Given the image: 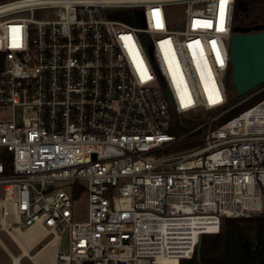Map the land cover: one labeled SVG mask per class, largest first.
<instances>
[{
    "label": "built area",
    "instance_id": "obj_1",
    "mask_svg": "<svg viewBox=\"0 0 264 264\" xmlns=\"http://www.w3.org/2000/svg\"><path fill=\"white\" fill-rule=\"evenodd\" d=\"M234 3L220 31L221 0H0V229L58 237L57 264H181L264 213V99L221 121L264 90L229 102Z\"/></svg>",
    "mask_w": 264,
    "mask_h": 264
},
{
    "label": "trees",
    "instance_id": "obj_2",
    "mask_svg": "<svg viewBox=\"0 0 264 264\" xmlns=\"http://www.w3.org/2000/svg\"><path fill=\"white\" fill-rule=\"evenodd\" d=\"M264 25V0H235L233 26L252 30ZM231 76L227 83L231 86ZM264 99V90L236 105L221 121L234 117ZM181 264H264V213L259 216L225 217L220 232L205 234L200 260L196 255Z\"/></svg>",
    "mask_w": 264,
    "mask_h": 264
},
{
    "label": "water",
    "instance_id": "obj_3",
    "mask_svg": "<svg viewBox=\"0 0 264 264\" xmlns=\"http://www.w3.org/2000/svg\"><path fill=\"white\" fill-rule=\"evenodd\" d=\"M230 63L232 85L238 95H244L264 83V25L254 30L234 27L231 41ZM52 186L48 190H51ZM255 216L260 213L256 212ZM203 235H200L196 257L200 260Z\"/></svg>",
    "mask_w": 264,
    "mask_h": 264
},
{
    "label": "rangeland",
    "instance_id": "obj_4",
    "mask_svg": "<svg viewBox=\"0 0 264 264\" xmlns=\"http://www.w3.org/2000/svg\"><path fill=\"white\" fill-rule=\"evenodd\" d=\"M230 84L232 85V78L230 80ZM229 102L230 104H237L242 98L243 95H238L235 91L234 87H231L229 89ZM207 117L206 112L203 109H196L194 111L188 112L186 114H184L183 116H181L180 120L177 122L179 127H180V131L181 132H185V131H189L191 129H193L194 127H196L197 125H199L201 122H203ZM62 183L61 182H56L57 186H60ZM4 193V189H3V185L0 184V196H2ZM74 212L76 217H78L79 219H85L87 217V200L86 198H84L83 200H75L74 201ZM0 218H1V206H0ZM0 239L1 241L11 249V251L13 252V254L17 255L20 253V248L19 245L14 241L13 236L3 230L0 229ZM49 238H47L45 241H43L42 243H40L39 245H37L33 250H32V254L36 253L38 251V249H40V247H42L43 245H45L47 243ZM62 250L65 252H69V244H68V236L65 234L63 235V241H62ZM46 257L44 256L41 260H38L37 264L41 263L42 261H44ZM29 258H23L21 260V264H32L31 261H29ZM12 263V259H10L9 254L5 251V249L3 248V246L0 243V264H11Z\"/></svg>",
    "mask_w": 264,
    "mask_h": 264
},
{
    "label": "crops",
    "instance_id": "obj_5",
    "mask_svg": "<svg viewBox=\"0 0 264 264\" xmlns=\"http://www.w3.org/2000/svg\"><path fill=\"white\" fill-rule=\"evenodd\" d=\"M28 233V234H27ZM27 233H22V234H20V236L23 238V236H25L24 237V239H21V241H19V240H17V239H15L16 241H18V243L20 244H18L19 245V248H20V253L19 254H17V255H15V254H13V252L11 251V249L9 248V247H7L2 241H1V239H0V243H1V245L3 246V248L5 249V251L9 254V256H10V259H12V263L11 264H14L15 263V257H18V261H19V263L21 264V260L23 259V258H29L30 260L29 261H31L32 262V264H37V262H35V260L32 258V255H35V254H37L41 249H43L45 246H48V245H50L49 247H48V249H47V252H46V254H45V259H44V261H42L40 264H57V253H58V250H59V246H60V239L58 238V237H55V238H53V237H49V239H48V241H47V243L45 244V245H43L42 247H40V249H38V251L36 252V253H34V254H32V251H30V247L38 240V237H35V236H33L32 234H29V232H27ZM26 234V235H25ZM28 235H30V236H28ZM20 237V238H21ZM29 237V238H28ZM26 238V239H25ZM35 240V241H34ZM27 241L29 242V249H28V253H26V254H24V252H23V248H22V246H21V242H26L27 243ZM33 243V244H31V243ZM50 242V244H48ZM57 242V243H56ZM54 243V244H53ZM54 247V248H53ZM53 248V249H52ZM54 258V259H53ZM51 261V262H50ZM50 262V263H49ZM53 262V263H52ZM39 264V263H38Z\"/></svg>",
    "mask_w": 264,
    "mask_h": 264
},
{
    "label": "bare ground",
    "instance_id": "obj_6",
    "mask_svg": "<svg viewBox=\"0 0 264 264\" xmlns=\"http://www.w3.org/2000/svg\"><path fill=\"white\" fill-rule=\"evenodd\" d=\"M245 118L247 121H257V124L261 125V126H264V103L256 108H254L253 110L249 111L246 115H245ZM22 234V233H20ZM26 235V234H25ZM30 236V235H28ZM14 237L15 239L21 241L22 237L19 236L18 234H14ZM21 237V238H20ZM24 237V236H23ZM31 237V236H30ZM29 238V237H28ZM32 238V237H31ZM35 241V240H34ZM31 243V242H30ZM57 243V242H56ZM33 244V243H31ZM50 244V242L48 243ZM54 244V243H53ZM29 242L27 241V243L25 242H21V246L23 248V252L24 254L28 253V249H29ZM50 245L48 246H45L43 249H41L37 254L35 255H32V258L35 260V262H38V260H41L46 252H47V249ZM54 248V247H53ZM52 248V249H53ZM15 263L14 264H20L19 261H18V257H15ZM54 259V258H53ZM51 262V261H50ZM49 262V263H50ZM53 263V262H52ZM167 264H174L173 261H168Z\"/></svg>",
    "mask_w": 264,
    "mask_h": 264
},
{
    "label": "snow or ice",
    "instance_id": "obj_7",
    "mask_svg": "<svg viewBox=\"0 0 264 264\" xmlns=\"http://www.w3.org/2000/svg\"><path fill=\"white\" fill-rule=\"evenodd\" d=\"M226 0H221V27L219 28L220 31H223L222 23H223V12H224V4ZM206 26H211L209 22H204ZM130 39V38H129Z\"/></svg>",
    "mask_w": 264,
    "mask_h": 264
}]
</instances>
